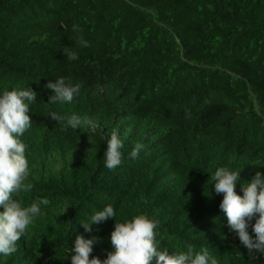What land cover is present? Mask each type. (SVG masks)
I'll return each instance as SVG.
<instances>
[{
	"label": "trees",
	"instance_id": "trees-1",
	"mask_svg": "<svg viewBox=\"0 0 264 264\" xmlns=\"http://www.w3.org/2000/svg\"><path fill=\"white\" fill-rule=\"evenodd\" d=\"M61 77L80 92L48 103L45 85ZM13 88L37 93L20 137L34 187L18 198L50 204L0 264H71L77 235L95 238L90 258L105 259L114 219L91 232L81 223L109 204L120 222L158 220L169 254L192 245L219 264H264L230 231L211 179L219 167L240 171L241 196L257 172L264 179V0H0V94ZM53 111L95 128L65 129ZM113 132L122 162L109 170ZM136 143L144 148L133 159Z\"/></svg>",
	"mask_w": 264,
	"mask_h": 264
},
{
	"label": "clouds",
	"instance_id": "clouds-1",
	"mask_svg": "<svg viewBox=\"0 0 264 264\" xmlns=\"http://www.w3.org/2000/svg\"><path fill=\"white\" fill-rule=\"evenodd\" d=\"M72 30L82 32L76 24ZM77 43L83 47L89 46L82 35L77 37ZM64 54L70 61L79 58L68 47L64 48ZM45 86L54 92L48 103H71L81 89L80 84L73 85L70 79L63 77L57 78L55 82L49 81ZM36 96L37 93L30 88H13L0 94V207L3 208L0 212V254L4 256H10L17 251V241L26 234V229L33 223L34 217L43 214L42 206L50 204L47 198H37L30 206H23V200L18 198L21 192L28 193L34 187L32 183L26 182L30 175L25 154L27 145L20 137L32 125L28 115L29 105L37 102ZM48 117L57 123L63 122L65 129L95 128V124L88 117L82 118L75 113L61 115L53 111ZM186 118H191L190 112H187ZM122 147L123 141L113 132L103 153L104 166L107 169H115L121 164ZM143 148V144L136 143L130 157L137 158ZM240 178V171H231L225 167L217 168L211 177L215 193L223 197L219 208L227 218L230 231L238 236L241 244L254 258V252L264 255V179L257 172L246 185H240L243 193L241 196L235 190ZM116 215L113 206L109 204L103 210L96 211L89 222L81 223L85 232H91L92 224L114 219V229L110 234L114 251L108 252L105 259L97 256L90 258L95 238L85 239L82 235H77L74 246L66 249L71 264H219L207 247L194 252L193 246L188 245L187 251L172 254L167 249L161 250L160 240L157 239L158 220L140 214L120 222L115 219ZM253 219L255 223L251 224V228L255 238L248 232L249 222Z\"/></svg>",
	"mask_w": 264,
	"mask_h": 264
},
{
	"label": "rangeland",
	"instance_id": "rangeland-1",
	"mask_svg": "<svg viewBox=\"0 0 264 264\" xmlns=\"http://www.w3.org/2000/svg\"><path fill=\"white\" fill-rule=\"evenodd\" d=\"M80 153V151L77 152V154ZM111 234V233H110ZM110 234H109V237H110Z\"/></svg>",
	"mask_w": 264,
	"mask_h": 264
}]
</instances>
